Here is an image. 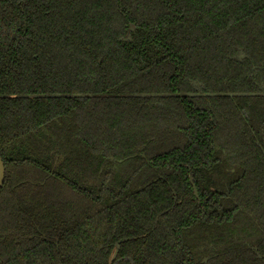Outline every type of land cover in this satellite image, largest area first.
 Wrapping results in <instances>:
<instances>
[{
	"label": "trees",
	"instance_id": "16d2710c",
	"mask_svg": "<svg viewBox=\"0 0 264 264\" xmlns=\"http://www.w3.org/2000/svg\"><path fill=\"white\" fill-rule=\"evenodd\" d=\"M0 154V264H264V0H0Z\"/></svg>",
	"mask_w": 264,
	"mask_h": 264
},
{
	"label": "water",
	"instance_id": "95a60500",
	"mask_svg": "<svg viewBox=\"0 0 264 264\" xmlns=\"http://www.w3.org/2000/svg\"><path fill=\"white\" fill-rule=\"evenodd\" d=\"M5 176H6V169H5V165H4L3 159L1 157V154H0V190L2 189V187L4 185ZM191 183H192V185L194 187L196 196L198 197V190H197L196 186L194 185L192 179H191Z\"/></svg>",
	"mask_w": 264,
	"mask_h": 264
}]
</instances>
